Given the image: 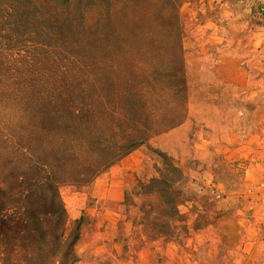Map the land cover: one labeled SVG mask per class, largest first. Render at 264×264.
I'll return each instance as SVG.
<instances>
[{
	"label": "rangeland",
	"instance_id": "1",
	"mask_svg": "<svg viewBox=\"0 0 264 264\" xmlns=\"http://www.w3.org/2000/svg\"><path fill=\"white\" fill-rule=\"evenodd\" d=\"M157 1L0 0V264H264V3ZM138 68L164 88L146 105L123 85ZM169 71L181 93L165 89ZM138 105L183 117L96 177L40 168L74 110L91 126L109 108L124 129ZM156 189L175 200L180 236L140 224L148 205L163 212ZM56 195L79 230L65 259Z\"/></svg>",
	"mask_w": 264,
	"mask_h": 264
},
{
	"label": "trees",
	"instance_id": "2",
	"mask_svg": "<svg viewBox=\"0 0 264 264\" xmlns=\"http://www.w3.org/2000/svg\"><path fill=\"white\" fill-rule=\"evenodd\" d=\"M171 1L176 2V0ZM157 2H159V0ZM138 70L139 68L136 69V73L133 77L124 78L123 85L125 89L130 91L128 97L137 98L134 102L135 104L140 102L142 105H146L148 102L146 93L150 91L155 92L157 89L164 91V88L157 86V81L154 79L155 73L142 79L143 75L142 73L138 74ZM165 76L170 77V81L165 85V89L170 90L172 93H181V79L180 82L177 81L175 75L171 74V71ZM148 79H151V82L148 81L145 83L144 80ZM127 99L130 100L129 98ZM173 104L176 103L172 101L171 105ZM176 107L173 113L166 114L162 112L155 113L154 111H150V109L145 111L146 108L138 105L137 109L131 108L128 113L123 114L122 119L132 118V123H130L131 126L129 125L124 129H122V127L126 125H120V127L115 125L112 120V114H114L115 111L109 108L108 111H106V115L110 118H108V124L98 122L97 125L94 124L91 126H84L82 122L78 121L80 120L81 112L78 109L74 110L73 115L75 119L77 118L75 122H70L67 125L60 123L54 134L50 133L46 135V138L47 136L55 137L59 143V147L52 155H49V158L46 157L38 160L40 168H42L47 175H52L55 172V180L61 178L63 181L71 182L81 181V179L89 175L96 177L117 160L120 155L128 153L130 150L143 144L150 137V134L156 133L159 129V132L161 130H167L173 125L180 123L183 116L180 113L179 107ZM132 115H134V117H130ZM144 115L159 118V121H157V124L148 122L144 119ZM61 117L60 115L59 118ZM158 122H161L162 128ZM125 129L126 131H124ZM47 133L48 132H46V134ZM108 142L110 143L109 147L106 144ZM171 169L175 172H179V169L174 165L171 166ZM181 178L183 177L180 174V183L182 182ZM58 182L59 181H56L54 184L56 185ZM160 182L161 179H155L153 182L151 181V184L148 186L160 184ZM169 187L168 185V188ZM139 188L143 189L141 185H139ZM153 192L161 193L165 205L162 207L163 212H159L153 206L148 205L151 207L148 212L143 210L141 211L143 215H137L141 218L140 224L149 230L151 234L162 233L172 237L180 236L185 228L183 224H181L182 215L177 208L175 200H167L159 189H156V191L149 190L146 194H151ZM52 202L54 207L51 212V219H54L59 226L55 243H57L59 251L65 253V259L66 255H72L73 251H75V243L78 239L79 230L73 229L68 232L69 222L62 201L59 198L57 199L56 195ZM148 217H153L154 221H148ZM159 219L160 222H158ZM48 233L50 235V232Z\"/></svg>",
	"mask_w": 264,
	"mask_h": 264
},
{
	"label": "built area",
	"instance_id": "3",
	"mask_svg": "<svg viewBox=\"0 0 264 264\" xmlns=\"http://www.w3.org/2000/svg\"><path fill=\"white\" fill-rule=\"evenodd\" d=\"M263 1V3H264V0H262Z\"/></svg>",
	"mask_w": 264,
	"mask_h": 264
}]
</instances>
